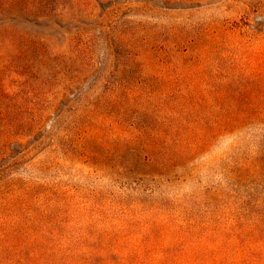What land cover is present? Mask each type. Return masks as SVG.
Listing matches in <instances>:
<instances>
[{
  "label": "rangeland",
  "instance_id": "rangeland-1",
  "mask_svg": "<svg viewBox=\"0 0 264 264\" xmlns=\"http://www.w3.org/2000/svg\"><path fill=\"white\" fill-rule=\"evenodd\" d=\"M86 10L63 29L23 23L66 56L30 62L13 85L2 122L30 128L8 138L0 128V264L32 254L21 230L48 204L87 225L184 224L173 264H264L263 126L184 140L209 144L157 171L140 156L145 126L264 109V0H94Z\"/></svg>",
  "mask_w": 264,
  "mask_h": 264
},
{
  "label": "trees",
  "instance_id": "trees-1",
  "mask_svg": "<svg viewBox=\"0 0 264 264\" xmlns=\"http://www.w3.org/2000/svg\"><path fill=\"white\" fill-rule=\"evenodd\" d=\"M93 5L94 0H0V128L4 131L3 137L26 136L30 128L24 123L2 122L7 121L6 111L10 105L18 101V88L13 86L17 78L28 75L26 68L32 61L51 68L52 64L62 63L66 56L61 45L54 48L50 38L32 35L24 29L23 23L44 28L53 23L63 29L65 21L69 23L76 12H86V8H93ZM74 38L70 39V44L75 42ZM21 64L26 67L21 68ZM234 109L226 110L222 120L218 118L212 124L145 126L147 130L142 131L149 134L146 140L150 141L141 148L140 156L142 153L148 156L142 169L167 168L172 162L181 161L209 144L202 141L191 147L184 140L233 136L247 124L264 127V109ZM185 228L188 229L178 222L170 224L156 219L141 225H132L129 221L87 225L65 220L63 207L48 204L45 209L37 208L21 230L25 237L32 238L34 250L20 264H173L186 247L187 241L177 237Z\"/></svg>",
  "mask_w": 264,
  "mask_h": 264
}]
</instances>
